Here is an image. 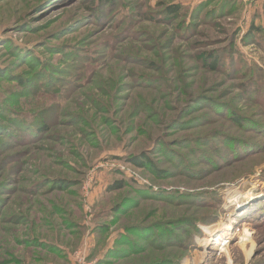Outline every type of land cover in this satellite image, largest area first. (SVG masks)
I'll use <instances>...</instances> for the list:
<instances>
[{
	"label": "rangeland",
	"instance_id": "obj_1",
	"mask_svg": "<svg viewBox=\"0 0 264 264\" xmlns=\"http://www.w3.org/2000/svg\"><path fill=\"white\" fill-rule=\"evenodd\" d=\"M260 128L264 0H0V264H264Z\"/></svg>",
	"mask_w": 264,
	"mask_h": 264
},
{
	"label": "trees",
	"instance_id": "obj_2",
	"mask_svg": "<svg viewBox=\"0 0 264 264\" xmlns=\"http://www.w3.org/2000/svg\"><path fill=\"white\" fill-rule=\"evenodd\" d=\"M170 11H171V13H178V11H179V7L178 6H173L171 9H170ZM257 29H260V27H257ZM257 32V30H253L252 32H250V35H251V33H256ZM231 63V62H230ZM217 58H215V62L213 63V65H211V69H213V70H216L217 69ZM247 86H248V89L250 90L252 87H255V88H257V85L256 84H247ZM237 117V118H236ZM235 118H236V121H238L239 120V118H238V116H236ZM17 117H14V118H12L11 116L10 117H8V119H9V121H13V122H15V124H21V125H24L22 122H25L24 120H18V119H16ZM26 123H28V122H26ZM33 125V124H32ZM31 125V126H32ZM27 127H29V125H27ZM47 125L46 124H43V125H39L38 126V129L40 130V131H45V130H47ZM261 130H263L264 128H260ZM223 140V139H222ZM225 141H229L227 138H225V140H224V142ZM247 147H249V146H246V147H244V148H247ZM253 147L251 146V147H249V148H247V150L248 151H250V149H252ZM238 150H236V151H234L235 153H238L237 152ZM246 153V152H245ZM247 155V154H246ZM143 154H142V156L141 157H133V158H131L130 160H131V162L135 165V166H138V167H144L145 166V164H144V158H143ZM237 158V157H236ZM124 184H125V181L124 180H118V181H116L115 182V184L113 185V186H111L110 188H108V191H113L114 189H121L123 186H124ZM140 190V191H139ZM138 191L140 192V193H145L143 190H141V189H139ZM185 195V194H184ZM263 209H259L258 207L257 208H255V209H253V210H250V211H248L246 214H245V216L243 217V219L244 220H247L248 218H254V217H258V216H260V217H263L264 216V214H263V212H264V207H262ZM197 223V222H196ZM207 223V222H206ZM131 227V230L129 231L130 233L131 232H133V233H135V234H137V235H139V236H141V237H146V239H148V241L149 242H154L153 243V245L154 246H156V247H161L162 245L160 244V243H158L157 242V239H156V237H152L151 239L150 238H147V236L149 235L148 233H147V231L149 230V229H147V227H149V225H140V226H138V227H140V228H138L136 225H134V226H130ZM142 227V228H141ZM152 227H159V228H161L163 231H167L168 229H166L165 228V226L163 225V224H159V225H152ZM197 227V225L195 226V228ZM198 228V227H197ZM129 232L128 233H125V234H123L122 236H125L126 238H122V236L120 237L121 239H120V241L121 242H125V241H127V243L129 244L130 243V241L131 240H133V238H131V236H128L129 235ZM141 232H143V234H141ZM145 234V235H144ZM156 241V242H155ZM166 243H168L167 241H166ZM137 245H132V248L135 250V251H138V247H136ZM126 250H124V249H120V248H118V247H113V248H111V250H109L108 252H107V256L108 257H112V256H124V254H126V252H125ZM155 264H166L165 262H158V263H155ZM168 264H176V262L175 261H170Z\"/></svg>",
	"mask_w": 264,
	"mask_h": 264
},
{
	"label": "bare ground",
	"instance_id": "obj_3",
	"mask_svg": "<svg viewBox=\"0 0 264 264\" xmlns=\"http://www.w3.org/2000/svg\"><path fill=\"white\" fill-rule=\"evenodd\" d=\"M261 195V194H260ZM259 195V196H260ZM235 198L236 197H233V200L231 201V203H234V205H236L239 201H238V198H237V200H235ZM252 198H254L253 197V195L251 196H249L246 200L247 201H251L252 200ZM236 202V203H235ZM245 206L246 205H244V207L243 208H245ZM232 227H233V224L232 223H228L227 225H226V227L225 228H223L224 230H225V234H229L230 233V231H231V229H232ZM217 232V229H213V230H211L210 231V235L211 234H215ZM241 239H240V244H242L243 246H246L248 243H250L251 242V234L249 233V230L246 228V229H244V231H243V234H242V236L240 237ZM252 251H253V247L251 248V250L249 251V257H250V255L252 254ZM198 264H201V262H199Z\"/></svg>",
	"mask_w": 264,
	"mask_h": 264
},
{
	"label": "built area",
	"instance_id": "obj_4",
	"mask_svg": "<svg viewBox=\"0 0 264 264\" xmlns=\"http://www.w3.org/2000/svg\"><path fill=\"white\" fill-rule=\"evenodd\" d=\"M229 201V200H228ZM227 201V202H228ZM227 203H225V205H226ZM246 204V202H244L243 204H239V203H237V205L234 207V210H242V209H244L243 207H244V205ZM228 210V209H227Z\"/></svg>",
	"mask_w": 264,
	"mask_h": 264
}]
</instances>
